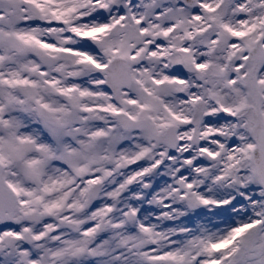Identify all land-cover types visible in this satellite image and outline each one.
I'll list each match as a JSON object with an SVG mask.
<instances>
[{
  "label": "snow or ice",
  "instance_id": "1",
  "mask_svg": "<svg viewBox=\"0 0 264 264\" xmlns=\"http://www.w3.org/2000/svg\"><path fill=\"white\" fill-rule=\"evenodd\" d=\"M0 264H264V0H0Z\"/></svg>",
  "mask_w": 264,
  "mask_h": 264
}]
</instances>
